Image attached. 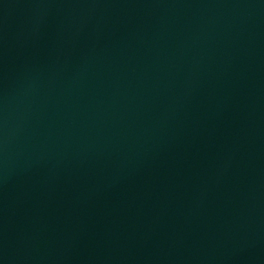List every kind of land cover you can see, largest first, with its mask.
I'll return each mask as SVG.
<instances>
[{
  "label": "water",
  "instance_id": "1",
  "mask_svg": "<svg viewBox=\"0 0 264 264\" xmlns=\"http://www.w3.org/2000/svg\"><path fill=\"white\" fill-rule=\"evenodd\" d=\"M0 264H264V0H0Z\"/></svg>",
  "mask_w": 264,
  "mask_h": 264
}]
</instances>
